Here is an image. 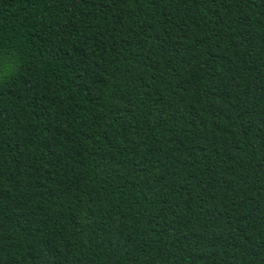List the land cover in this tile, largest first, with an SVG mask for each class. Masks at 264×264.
Listing matches in <instances>:
<instances>
[{"label": "trees", "instance_id": "16d2710c", "mask_svg": "<svg viewBox=\"0 0 264 264\" xmlns=\"http://www.w3.org/2000/svg\"><path fill=\"white\" fill-rule=\"evenodd\" d=\"M0 264H264V0H0Z\"/></svg>", "mask_w": 264, "mask_h": 264}]
</instances>
